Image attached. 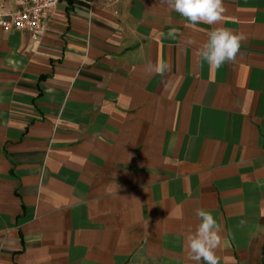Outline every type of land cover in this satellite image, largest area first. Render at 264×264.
<instances>
[{
    "label": "crops",
    "instance_id": "crops-1",
    "mask_svg": "<svg viewBox=\"0 0 264 264\" xmlns=\"http://www.w3.org/2000/svg\"><path fill=\"white\" fill-rule=\"evenodd\" d=\"M224 4L208 25L62 0L38 41L0 27V264H195L197 208L218 264H264V0ZM217 26L246 36L218 69L198 56Z\"/></svg>",
    "mask_w": 264,
    "mask_h": 264
},
{
    "label": "clouds",
    "instance_id": "clouds-1",
    "mask_svg": "<svg viewBox=\"0 0 264 264\" xmlns=\"http://www.w3.org/2000/svg\"><path fill=\"white\" fill-rule=\"evenodd\" d=\"M163 2L192 24L202 22L208 25H219L226 12L224 0H163ZM176 35L174 28L167 33V36L172 39ZM207 35V42L198 50V56L202 61L217 69L225 63L236 62L241 43L246 39L243 32H234L232 29L217 26L213 27ZM187 43L191 44L192 41L189 39ZM169 69L170 65L161 58L155 64H149L145 71L163 75ZM195 214L199 218V223L195 226V230H190L185 237L186 259L195 264H201V261L204 264H218L216 249L221 243V225L217 223L209 210L197 208ZM173 216L177 220L183 219L181 206H177Z\"/></svg>",
    "mask_w": 264,
    "mask_h": 264
},
{
    "label": "built area",
    "instance_id": "built-area-1",
    "mask_svg": "<svg viewBox=\"0 0 264 264\" xmlns=\"http://www.w3.org/2000/svg\"><path fill=\"white\" fill-rule=\"evenodd\" d=\"M62 0H0V27L4 31L17 30L32 41H38L44 25ZM11 3L10 7L5 4Z\"/></svg>",
    "mask_w": 264,
    "mask_h": 264
}]
</instances>
